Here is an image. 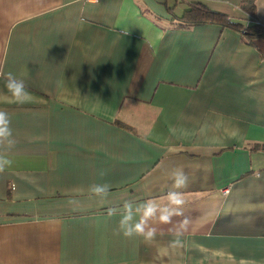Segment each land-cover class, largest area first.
I'll list each match as a JSON object with an SVG mask.
<instances>
[{"label":"crops","instance_id":"0c3cea01","mask_svg":"<svg viewBox=\"0 0 264 264\" xmlns=\"http://www.w3.org/2000/svg\"><path fill=\"white\" fill-rule=\"evenodd\" d=\"M193 4L226 23L179 21ZM251 24L264 0H0V93L12 72L32 97L0 95V264H264V37L236 27ZM177 169L182 215L123 236V203L165 206Z\"/></svg>","mask_w":264,"mask_h":264},{"label":"clouds","instance_id":"9594fccd","mask_svg":"<svg viewBox=\"0 0 264 264\" xmlns=\"http://www.w3.org/2000/svg\"><path fill=\"white\" fill-rule=\"evenodd\" d=\"M4 87L6 92L0 93V95L4 97L5 102L24 105L32 99L25 80L18 78L12 72L5 75ZM11 123L10 114L0 109V148L10 149L15 144ZM10 164L11 161L0 153V173L4 172ZM169 178L172 181V186L166 193L167 204L165 206L160 207L151 200L138 204L131 201L123 203L118 222V230L123 236L126 238L142 237L145 241H151L156 236V229L150 226V221L167 224L171 222L173 216L182 215L185 200L181 190L188 186V175L183 169H177L170 174ZM110 189L111 186L107 183H97L90 185L88 192L99 200H106ZM158 213L159 215H157ZM183 223L186 224L187 220Z\"/></svg>","mask_w":264,"mask_h":264},{"label":"trees","instance_id":"16d2710c","mask_svg":"<svg viewBox=\"0 0 264 264\" xmlns=\"http://www.w3.org/2000/svg\"><path fill=\"white\" fill-rule=\"evenodd\" d=\"M179 21L186 25H196L207 22H217L221 24L226 23V17L210 11L208 8L201 4H193L188 10H186ZM239 30L245 35L248 41H253L258 37H264V28L257 24H251L249 26L239 25Z\"/></svg>","mask_w":264,"mask_h":264},{"label":"built area","instance_id":"2783aa9c","mask_svg":"<svg viewBox=\"0 0 264 264\" xmlns=\"http://www.w3.org/2000/svg\"><path fill=\"white\" fill-rule=\"evenodd\" d=\"M227 190H223L224 193H226Z\"/></svg>","mask_w":264,"mask_h":264}]
</instances>
